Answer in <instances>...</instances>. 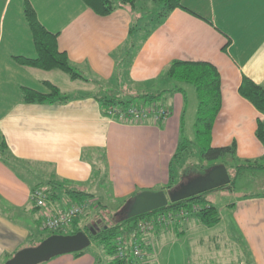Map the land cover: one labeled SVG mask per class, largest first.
Wrapping results in <instances>:
<instances>
[{
    "label": "crops",
    "instance_id": "crops-1",
    "mask_svg": "<svg viewBox=\"0 0 264 264\" xmlns=\"http://www.w3.org/2000/svg\"><path fill=\"white\" fill-rule=\"evenodd\" d=\"M26 2L40 23L58 35V47L79 78L15 60L37 57L24 15ZM139 2L142 12L152 3ZM182 5L184 9L158 23L144 16L141 29L130 33L134 17L126 9L100 17L82 0H0V262L34 241L35 228L29 220H37L39 226L41 220L32 194L47 189L50 182L94 196L92 191L100 183L95 174L106 168L115 201L147 190L161 191L169 184L170 161L182 139L186 96L196 94L167 77L166 70L174 61L206 62L218 68L222 109L211 145L225 148L235 144L240 164L264 166V145L256 135L264 114L239 94L244 77L264 86V0H182ZM51 87L69 100L25 102V88L50 94ZM105 91L160 98L148 106L141 104L143 110L152 111L147 119L118 122L106 117L96 99ZM160 110L166 112L164 120L157 118ZM226 191L233 195L222 207L210 201L221 217L216 226L194 234L189 220L196 216L189 215L171 227H158L148 234L149 243L157 246L170 236L173 246L181 238L202 237L199 243L210 245L211 230L220 229L242 239L252 257L250 263L245 257V264H264V193L236 197L235 185ZM72 204L66 194L48 203L55 211ZM199 223L196 228L204 227ZM109 261L90 248L80 257L64 255L45 264Z\"/></svg>",
    "mask_w": 264,
    "mask_h": 264
},
{
    "label": "trees",
    "instance_id": "trees-1",
    "mask_svg": "<svg viewBox=\"0 0 264 264\" xmlns=\"http://www.w3.org/2000/svg\"><path fill=\"white\" fill-rule=\"evenodd\" d=\"M151 1L162 5L161 12L151 19V23L153 24L161 22L178 9H184L182 0ZM82 2L100 17H108L118 9L128 10L134 17V23H132L130 33L140 30L144 16L149 15L142 12V6L140 5L141 3L139 0H82ZM24 15L33 35L37 57L35 59L17 57L15 60L28 67L38 68L44 71L57 69L67 73L74 79L79 78L80 75L77 74L74 68L70 65L67 54L60 51L58 47V35L49 32L40 23L36 11L29 2L25 3ZM166 75L170 80L175 81L179 85L191 87L195 91L198 99L195 141L184 143L183 140H180L169 165V185H172L174 182L175 162L180 161L183 157H192L195 148L199 152L200 161L207 163L206 165H208L207 167L203 166L201 168V174L214 166L213 163L217 161H224L223 163L226 164V166L229 162L236 161L235 144L225 148H213L211 145L214 124L222 109V78L218 68L213 64L206 62L174 61L168 66ZM50 90V94H42L25 88L23 90L24 100L27 103H65L69 100V98L63 96L57 88L51 87ZM177 91L183 90L177 89ZM183 93L185 95L184 91ZM239 94L242 98L249 101L260 113L264 114V86L258 85L249 78L244 77L239 88ZM158 98H160V95L144 96L131 94L120 98L119 96H116V91H105L96 96V99L103 105L106 117L118 122L125 121L127 123L133 120L129 115L132 108L143 110L144 108L141 104H147L146 106H148ZM256 135L264 145V121L262 120L258 121ZM251 169H264V166L257 162H245L236 166L235 176L230 175V185L221 188V190L232 189L241 172L243 170L246 171ZM47 186L48 188L45 190L49 202L58 199L60 194H66L74 204L83 203L85 201L92 202V199L94 198L92 195L74 191L60 183L50 182ZM167 188L169 187L167 186ZM208 193L178 203H169L166 208L140 217L128 218L127 208L131 205L135 194L127 199H122V208L116 213V215L105 216L96 213L95 223H88L83 227H81L83 216H80L72 221L70 228L65 233L53 232L49 236L42 238L40 243L56 234L68 236L75 235L79 232H85L90 237L91 243L95 242L100 244V247L103 246L109 254L114 256L113 259L107 257V260L110 259L108 264H135L130 254H127L124 259H120L117 256L115 241L118 237H123L129 240L138 236V225L141 220L150 216H156L157 214L168 210L187 209L194 213V216H196L205 228H212L221 221V217L218 209L211 205L210 201L206 198ZM34 208L38 210L35 205ZM109 208L110 206L107 205L102 206V210H108ZM91 228L96 230L95 234L91 232ZM85 252L86 250L74 255L80 257ZM12 257L13 256H11L10 259Z\"/></svg>",
    "mask_w": 264,
    "mask_h": 264
},
{
    "label": "rangeland",
    "instance_id": "rangeland-1",
    "mask_svg": "<svg viewBox=\"0 0 264 264\" xmlns=\"http://www.w3.org/2000/svg\"><path fill=\"white\" fill-rule=\"evenodd\" d=\"M162 10V5L159 3H151L150 7L146 6L144 12L149 14V17L153 19V17L157 16ZM153 16V17H152ZM116 96L126 97V94L120 93L119 91H116ZM128 97V96H127ZM195 97H193L191 94H188L187 96V104H186V111L185 115L183 117V124H182V139L184 143L187 142H193L195 141L196 134H195V123L197 118V111H198V100ZM154 107L158 108V105H154ZM192 157H183L180 161L175 162L174 164V182L172 185H167L172 190L177 189L179 186L197 178L201 174V168L207 167V163H203L200 161L199 158V152L195 148L193 151ZM104 162V161H103ZM102 162V165H103ZM224 161L220 160L215 163L214 165H225L223 163ZM240 165V162L238 159L234 162H229L227 164V170L229 172V175L235 176L236 172V166ZM104 167V166H103ZM210 167V166H209ZM211 168V167H210ZM209 168V169H210ZM102 169V168H101ZM100 169V170H101ZM97 171L95 174V177L99 179L100 183L99 186L96 188V190H93L92 193L94 195L95 199H92L93 204L90 206V209L83 215L81 227L85 226L86 224H94L95 223V214H103L105 216H113L116 215L121 210V204L122 200L115 201L110 196V190L108 188L107 183V173L106 168H103V171ZM204 174V173H203ZM103 176V180H102ZM170 176V174H169ZM170 182V177H169ZM104 184V185H103ZM164 187L162 188L166 193H169L172 191L171 189ZM251 193H264V171L260 170H243L240 174V177L236 181L235 184V192L234 195L236 197H243L245 195H250ZM233 193H230L226 190H214L209 192L206 195V198L211 201L217 208L222 207L224 205L228 198H231ZM107 205L110 206L108 210H102V206ZM99 206V207H98ZM185 215L183 217L179 216ZM161 216H171L172 217V224L167 225V227H171L177 222L185 221L189 216H194L193 212L186 210H168L165 212L160 213ZM158 216V214L156 215ZM156 216H150L146 219H143L141 221L150 220L153 217ZM190 216V217H191ZM36 218V217H35ZM117 218V217H116ZM140 221V222H141ZM30 224L33 225L35 228V238L34 241L28 242L29 247H34L36 245H39L42 238H45L52 234L51 231H42L39 223L37 220L30 219ZM198 222L197 218L194 217L191 220H189L190 229H193L194 234H200L204 233L201 228H196L197 226L195 223ZM165 225H158V227H164ZM198 226H203L201 223L198 224ZM157 228L154 230L156 231ZM220 228V227H217ZM38 229V233H37ZM232 229L233 224H232ZM235 231V230H234ZM206 232V231H205ZM211 232L213 233V239L210 240L209 243H206V241L203 242V245L199 243V240H201L202 237H199V240L193 237L191 240L187 238H181L180 241H178L176 244L172 246L171 242L172 239L170 236L167 237V242L169 243L166 245V241L162 244L161 242L158 243V245H153L149 243L148 238H150L151 233H144L140 234L138 237L140 241L144 244L145 252L149 253L148 248L151 249L152 253H149L151 256L155 257V260H153L149 255V258L153 260L154 264H245L246 258H249V263L252 260V257L250 255V252L245 247L244 242L242 239H238L239 236L235 232H230L228 236L224 234L220 229H212ZM60 235V234H56ZM215 236V237H214ZM180 239V238H179ZM206 240V239H205ZM163 245V246H162ZM27 248V247H26ZM95 248L100 256L102 258L110 257L113 259V255L109 254L108 251H106L103 246L100 247V244L98 243H91V246L88 248ZM164 248V249H163ZM24 249V248H23ZM21 249V250H23ZM19 250V251H21ZM245 251V253L243 252ZM10 260V256L7 259H4L0 262V264H5L7 261Z\"/></svg>",
    "mask_w": 264,
    "mask_h": 264
},
{
    "label": "water",
    "instance_id": "water-1",
    "mask_svg": "<svg viewBox=\"0 0 264 264\" xmlns=\"http://www.w3.org/2000/svg\"><path fill=\"white\" fill-rule=\"evenodd\" d=\"M231 178L225 165H214L204 174L166 193L164 191H143L135 195L127 208V217H140L166 208L169 203L185 201L204 193L225 188ZM93 234L94 228L90 229ZM91 246V239L85 232L75 235H53L35 247L17 252L5 264H45L52 259L83 252Z\"/></svg>",
    "mask_w": 264,
    "mask_h": 264
},
{
    "label": "built area",
    "instance_id": "built-area-1",
    "mask_svg": "<svg viewBox=\"0 0 264 264\" xmlns=\"http://www.w3.org/2000/svg\"><path fill=\"white\" fill-rule=\"evenodd\" d=\"M151 113V110H138L132 108L129 115L132 118L144 120L148 118V115ZM157 118L159 120H164L166 118V112L164 110L158 111ZM32 201L35 207L39 210L41 230L44 232L51 231L57 233H65L70 228L72 221L87 213L92 205V202L85 201L83 203L72 204L65 210L55 211L48 205L50 202L48 201L45 189L35 190L32 194ZM179 216L183 217L185 215L179 214ZM170 224H172L171 216H161L158 214V216L153 217L150 220L139 222L138 236L140 234L154 232L158 225L167 226ZM138 236L129 240L123 237H118L115 241L117 256L120 259H124L127 254H130L135 264H154L147 255V252H145L144 244L140 241Z\"/></svg>",
    "mask_w": 264,
    "mask_h": 264
}]
</instances>
